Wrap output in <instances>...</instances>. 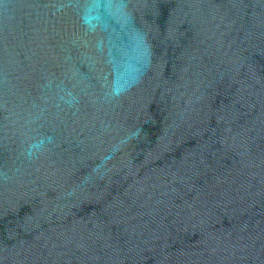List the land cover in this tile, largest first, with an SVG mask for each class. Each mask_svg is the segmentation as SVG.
<instances>
[{
    "label": "water",
    "instance_id": "water-1",
    "mask_svg": "<svg viewBox=\"0 0 264 264\" xmlns=\"http://www.w3.org/2000/svg\"><path fill=\"white\" fill-rule=\"evenodd\" d=\"M0 264H264V0H0Z\"/></svg>",
    "mask_w": 264,
    "mask_h": 264
}]
</instances>
